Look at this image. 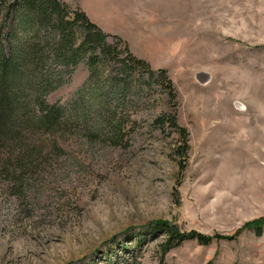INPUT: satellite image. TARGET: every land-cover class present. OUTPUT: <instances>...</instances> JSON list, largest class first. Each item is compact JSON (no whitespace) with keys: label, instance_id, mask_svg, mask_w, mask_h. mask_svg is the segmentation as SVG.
<instances>
[{"label":"rangeland","instance_id":"1","mask_svg":"<svg viewBox=\"0 0 264 264\" xmlns=\"http://www.w3.org/2000/svg\"><path fill=\"white\" fill-rule=\"evenodd\" d=\"M63 1L155 72L139 98L111 104L130 132L119 145L85 121L0 143V264H264V224L245 227L264 216V0ZM57 70L64 83L46 99L68 107L89 69ZM104 91L81 106L88 121ZM170 115L188 132L183 170L180 133L155 122ZM161 221L230 238L164 252Z\"/></svg>","mask_w":264,"mask_h":264},{"label":"trees","instance_id":"2","mask_svg":"<svg viewBox=\"0 0 264 264\" xmlns=\"http://www.w3.org/2000/svg\"><path fill=\"white\" fill-rule=\"evenodd\" d=\"M108 37V32L92 22L85 12L73 11L63 0H0V143L14 139L21 129L43 127L54 132L59 127L70 124L76 127L78 122L85 121L93 137L101 139L105 135L106 141L121 144L130 132L126 130L127 122L115 118L118 108L112 110L111 104L134 101L126 99L133 93L139 98L143 91L141 84L149 83L144 75H153L155 71L121 39L110 43ZM81 62L89 69L86 86L68 107L50 104L47 95L64 83L57 67H76ZM109 69L115 73H106L105 77L100 73ZM161 72L164 75L165 70ZM99 83L102 86L97 90ZM163 84L174 98L173 87L166 76ZM90 90L99 94L104 91L111 98L110 101L93 98L90 110H94L95 117L88 121L86 108L81 106L85 105ZM155 122L162 127L169 124L180 133L181 142L175 147L174 155L179 156L183 170L189 148L187 129L177 123L176 115L160 116ZM159 224L171 234L163 244L164 252L187 239L209 244L217 237L230 238L197 231L185 234L175 231L167 222ZM263 224L264 216L247 222L245 227L260 234Z\"/></svg>","mask_w":264,"mask_h":264}]
</instances>
